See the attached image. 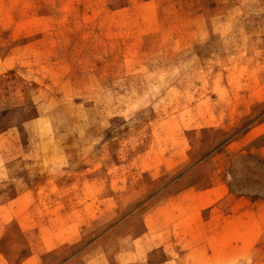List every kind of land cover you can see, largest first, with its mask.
<instances>
[{"label":"rangeland","instance_id":"rangeland-1","mask_svg":"<svg viewBox=\"0 0 264 264\" xmlns=\"http://www.w3.org/2000/svg\"><path fill=\"white\" fill-rule=\"evenodd\" d=\"M0 264H264V0H0Z\"/></svg>","mask_w":264,"mask_h":264},{"label":"bare ground","instance_id":"bare-ground-1","mask_svg":"<svg viewBox=\"0 0 264 264\" xmlns=\"http://www.w3.org/2000/svg\"><path fill=\"white\" fill-rule=\"evenodd\" d=\"M29 117V116H28Z\"/></svg>","mask_w":264,"mask_h":264}]
</instances>
